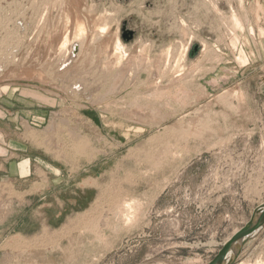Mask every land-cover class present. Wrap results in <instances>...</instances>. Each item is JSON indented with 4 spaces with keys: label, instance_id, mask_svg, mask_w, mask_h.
I'll return each instance as SVG.
<instances>
[{
    "label": "rangeland",
    "instance_id": "rangeland-1",
    "mask_svg": "<svg viewBox=\"0 0 264 264\" xmlns=\"http://www.w3.org/2000/svg\"><path fill=\"white\" fill-rule=\"evenodd\" d=\"M262 15L253 0H0V129L31 140L42 203L70 216L0 224V264H208L264 203ZM92 165L77 202L65 178ZM22 187L0 183V222L36 211ZM235 264H264V230Z\"/></svg>",
    "mask_w": 264,
    "mask_h": 264
},
{
    "label": "crops",
    "instance_id": "crops-1",
    "mask_svg": "<svg viewBox=\"0 0 264 264\" xmlns=\"http://www.w3.org/2000/svg\"><path fill=\"white\" fill-rule=\"evenodd\" d=\"M253 6L254 8L257 6L261 7L264 22V0H253ZM255 59L264 61V53H262V56L258 55ZM28 103L27 107L29 109L45 108L43 103L39 100L31 99ZM29 114L30 117L32 115V118H41L44 113L41 111H33V114L31 112H29ZM5 119L6 121H10L9 118ZM5 119H1L0 121H4ZM31 151L32 146L30 139H26L22 135H20L19 138L11 132H5L0 129V183H15L17 180L20 181L24 186L18 191V193L23 196V200L20 205H22L24 209L25 207H30L31 202H26L27 197H29L28 199L33 197L38 204L36 211H31V209L28 208L27 211L22 210L19 212H7L6 216H1L0 224L4 227H14L20 225L25 226V224L30 226L32 224H36L40 227L39 230H41L42 226L57 228L63 225L70 217L64 211L66 204L65 202L58 203L56 199L55 206L53 203H42L47 198L54 197V190H44L42 187L44 183H47L45 179L50 181V178L45 175L43 176L40 172H37V167L32 164V161H35L36 157L31 155ZM95 168H97V165L87 166L86 168H83L81 172L65 178L67 183H73L74 188L79 190L73 193L78 197L76 198L78 199L77 202L83 200L86 197V192L90 190V186H84V184L95 179L93 175ZM47 174L50 173L47 172ZM32 177L36 178L30 181V178ZM54 182L56 181L52 180V183ZM27 184L29 185L27 186ZM32 190H36V192L32 193ZM57 204L59 206H57Z\"/></svg>",
    "mask_w": 264,
    "mask_h": 264
},
{
    "label": "water",
    "instance_id": "water-1",
    "mask_svg": "<svg viewBox=\"0 0 264 264\" xmlns=\"http://www.w3.org/2000/svg\"><path fill=\"white\" fill-rule=\"evenodd\" d=\"M135 36V32L126 29V24L122 28V39L130 42ZM77 52V46L74 47ZM264 230V203L255 207L248 222L238 230L218 251L208 264H235L238 256L245 245L257 237Z\"/></svg>",
    "mask_w": 264,
    "mask_h": 264
},
{
    "label": "bare ground",
    "instance_id": "bare-ground-1",
    "mask_svg": "<svg viewBox=\"0 0 264 264\" xmlns=\"http://www.w3.org/2000/svg\"><path fill=\"white\" fill-rule=\"evenodd\" d=\"M235 20H236V18H235ZM238 24V23H237ZM101 32H103L104 31V29H102L101 28V30H100ZM99 31V32H100ZM69 40H68V38H67V35H64L63 36V38H62V41H61V43H60V47H59V49H62L64 46L66 47V45L69 43L68 42ZM64 47V48H65ZM73 48V47H72ZM121 49H123V45L121 44V42L117 39V41H116V46H115V48H114V50H113V54L114 55H117L118 53H122L121 54V57H116V60H115V64L117 65V66H120L121 64H122V62H123V60L127 57V55L125 54V53H123L122 51H121ZM74 50V49H73ZM128 205H130V204H128ZM125 207H127V206H125ZM131 207V206H130ZM132 209V208H131ZM130 209V210H131ZM130 210H128L129 211V213H130ZM132 212V211H131ZM129 217L127 216V220L129 221L130 219H132L131 217H130V219H128ZM124 219H125V217H124ZM227 242V241H226Z\"/></svg>",
    "mask_w": 264,
    "mask_h": 264
}]
</instances>
